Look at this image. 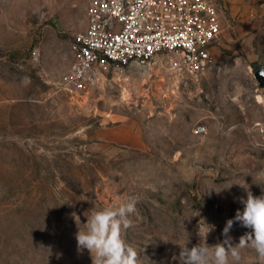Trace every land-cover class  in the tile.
<instances>
[{
    "label": "rangeland",
    "instance_id": "374dc122",
    "mask_svg": "<svg viewBox=\"0 0 264 264\" xmlns=\"http://www.w3.org/2000/svg\"><path fill=\"white\" fill-rule=\"evenodd\" d=\"M88 2L0 0V264H92L77 248L79 227L94 206L129 198L136 210L123 236L139 264H182L177 243L191 247L210 227L207 243L222 240L247 192H264L255 76L264 68V0H226L233 39L198 78L133 63L97 70L85 90L71 91L62 82ZM121 127L134 131L131 143L103 133ZM234 181L248 187L206 192ZM249 231L234 222L233 243ZM241 244L238 264H264Z\"/></svg>",
    "mask_w": 264,
    "mask_h": 264
},
{
    "label": "built area",
    "instance_id": "2783aa9c",
    "mask_svg": "<svg viewBox=\"0 0 264 264\" xmlns=\"http://www.w3.org/2000/svg\"><path fill=\"white\" fill-rule=\"evenodd\" d=\"M226 8V0H89L87 27L73 35L62 84L85 90L97 70L133 63L198 78L215 63Z\"/></svg>",
    "mask_w": 264,
    "mask_h": 264
},
{
    "label": "clouds",
    "instance_id": "9594fccd",
    "mask_svg": "<svg viewBox=\"0 0 264 264\" xmlns=\"http://www.w3.org/2000/svg\"><path fill=\"white\" fill-rule=\"evenodd\" d=\"M259 175H264V172ZM234 183L239 182H230L221 187L209 186L206 192L211 194L214 190L219 194L222 190L230 189ZM239 184L248 187L245 181L244 184ZM241 203L243 208L237 209L235 216L226 221L222 240L215 244L207 243L206 234L211 230L210 227L203 235L200 234V242L191 247L188 246V240L183 244L175 242L180 246L179 257L182 264H230V258L231 264H238L240 249L244 246L241 244L242 239L250 243L264 260V192L254 195L249 190ZM92 209L90 218L87 217L84 227H79L76 233L78 250L87 249L91 254L92 264H139L136 250L123 236L132 227L130 214L136 210L135 199L116 201L102 208L94 206ZM234 222L250 229L239 243H233L230 235Z\"/></svg>",
    "mask_w": 264,
    "mask_h": 264
},
{
    "label": "crops",
    "instance_id": "0c3cea01",
    "mask_svg": "<svg viewBox=\"0 0 264 264\" xmlns=\"http://www.w3.org/2000/svg\"><path fill=\"white\" fill-rule=\"evenodd\" d=\"M225 37H227L226 40H229V41L233 39L232 35L226 36L224 34V39H223L224 43L226 42ZM103 131H104L103 132L104 135L107 137L108 140L115 141V142L118 141L119 143L125 144V145L132 142V137L134 134V131L127 129V127H125L124 129L123 127H121V132L123 133L121 135H118L120 128H109V129L106 128Z\"/></svg>",
    "mask_w": 264,
    "mask_h": 264
},
{
    "label": "water",
    "instance_id": "95a60500",
    "mask_svg": "<svg viewBox=\"0 0 264 264\" xmlns=\"http://www.w3.org/2000/svg\"><path fill=\"white\" fill-rule=\"evenodd\" d=\"M255 76L259 82L260 87L264 90V68L256 70Z\"/></svg>",
    "mask_w": 264,
    "mask_h": 264
},
{
    "label": "bare ground",
    "instance_id": "6f19581e",
    "mask_svg": "<svg viewBox=\"0 0 264 264\" xmlns=\"http://www.w3.org/2000/svg\"><path fill=\"white\" fill-rule=\"evenodd\" d=\"M258 99H259V102H261V103L264 104V96H263V94L262 95H259L258 96Z\"/></svg>",
    "mask_w": 264,
    "mask_h": 264
}]
</instances>
